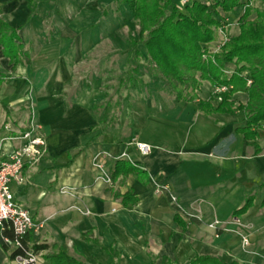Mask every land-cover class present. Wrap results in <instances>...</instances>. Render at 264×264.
Masks as SVG:
<instances>
[{
    "label": "crops",
    "instance_id": "1",
    "mask_svg": "<svg viewBox=\"0 0 264 264\" xmlns=\"http://www.w3.org/2000/svg\"><path fill=\"white\" fill-rule=\"evenodd\" d=\"M132 18L123 0H0V21L23 53L19 63L0 57V161L31 108L46 142L45 156L10 184L40 226L30 245L56 247L37 252V264L60 247L83 264H264V130L247 140L243 112L205 114L157 80L106 99L100 79L115 57L99 47L125 50L126 64L130 39L116 34ZM212 88L201 84L198 99L218 103ZM234 217L251 226L246 248L208 227ZM9 255L0 244V264H18Z\"/></svg>",
    "mask_w": 264,
    "mask_h": 264
},
{
    "label": "trees",
    "instance_id": "2",
    "mask_svg": "<svg viewBox=\"0 0 264 264\" xmlns=\"http://www.w3.org/2000/svg\"><path fill=\"white\" fill-rule=\"evenodd\" d=\"M264 3V0H261ZM139 26L137 40L130 39L127 53V68L119 85L129 82V88L141 83L143 75L138 65L144 60L149 64L150 76L164 83V89L171 86L170 94L175 101L194 102L198 100L199 109L205 114L243 112L245 126L238 132L247 140H255L258 130H264V11L252 6L245 7L237 20L239 33L229 37L218 53H212L207 45L212 43L223 22L221 13L228 14L242 6V0H192L185 7L177 0H123ZM177 2V3H176ZM179 8L185 9V13ZM12 31L0 21V57L21 62V47L14 43ZM144 49V53L140 50ZM226 64L235 66L231 75L224 68ZM227 74V75H226ZM208 82L213 88L225 87L218 103L199 100L196 93L202 82ZM143 84V83H142ZM169 88V87H168ZM236 93L247 96L245 105L235 106L232 97ZM216 105V107L212 106ZM259 152V150H258ZM111 179V178H110ZM251 199H248L244 210ZM11 237L10 232L5 233ZM1 247L9 252L14 260L18 254L12 251L0 239ZM37 253L56 247L34 245ZM46 264H83L67 254L60 247L45 258ZM109 264H113L112 260ZM160 264H177L163 260ZM189 264H226L215 257L196 256ZM235 264V263H231Z\"/></svg>",
    "mask_w": 264,
    "mask_h": 264
},
{
    "label": "built area",
    "instance_id": "3",
    "mask_svg": "<svg viewBox=\"0 0 264 264\" xmlns=\"http://www.w3.org/2000/svg\"><path fill=\"white\" fill-rule=\"evenodd\" d=\"M177 2L179 6L185 7L190 5L192 0H177ZM250 2L251 0H242V11L251 4ZM225 27L223 25L219 29L223 37L221 46L229 39ZM225 90V87H217L215 95L218 96ZM30 111L27 130L20 132L17 137L11 138L17 140L18 145L0 161V239L8 248L18 252L14 258L18 264H37L39 260L38 254L28 242V237L37 234L40 226L32 221L30 214L24 208L15 203L10 190L11 183L22 181L24 166L37 164L46 154L45 139L39 134L41 126L34 121L32 108ZM136 146L143 155H147L150 151L146 144L138 143ZM208 227L214 231L235 233L240 237L243 248L249 246L248 233L251 226L243 223L238 217L226 222L214 220ZM6 232H10L11 237L6 236Z\"/></svg>",
    "mask_w": 264,
    "mask_h": 264
},
{
    "label": "rangeland",
    "instance_id": "4",
    "mask_svg": "<svg viewBox=\"0 0 264 264\" xmlns=\"http://www.w3.org/2000/svg\"><path fill=\"white\" fill-rule=\"evenodd\" d=\"M177 3V2H176ZM251 6L259 11H264V3H262L261 0H251L250 2ZM107 11L109 10V7L106 9ZM105 10V11H106ZM180 12L185 13V9L179 8ZM238 13L240 14L238 16ZM243 11H242V7H240L238 10H234L231 13L228 14H223L221 13V17H222V23H221V27L223 25H225L226 27V35H229V37L235 36L239 33V29L237 26V20L239 19V17L242 15ZM138 32H139V26L137 21H135L133 18L130 19L129 21H125L124 23H120L118 30H117V37L124 42L125 44H127L128 39L134 38L137 39L138 38ZM223 37L222 34L219 32H217L216 34V38L215 40L208 44L206 47L207 49L212 52V53H218L220 50V47H222L221 41H222ZM99 49L102 50H106L109 51V53L114 55V63H113V68H110L112 72H109V66H107L106 69V73H104L100 79V83H101V88L103 89V94L105 96L106 99H109V96L113 97V100L116 99L117 94H118V89L120 91V89L122 87L124 88H128L130 86L129 82H123L122 85H119V80L121 79V77H123V72L125 70H128V68H126V64L125 61H123V57L126 55L125 54V50H121L120 48L118 49H114L108 45L105 46H100ZM142 50V53H144V49L140 48ZM133 65H138L140 68L141 73L143 74L141 76L142 82L140 83L139 80H135V84L136 86H139L140 84L144 83L145 85H153L155 82H157L156 78H153L150 76V72L148 71L149 68V64L146 61V59L140 61L139 63L135 64L134 62L132 63ZM235 66L233 64H226L225 65V72L228 75H231V73L234 71ZM226 74V75H227ZM104 76V77H103ZM159 84H161L164 87V83L162 82H158ZM203 85V87L208 86V83H206L205 81L201 83ZM169 87V88H168ZM217 88V87H216ZM216 88H212V94L219 99V96H216ZM166 94L169 95L170 92L169 90L171 89V86H167L166 85ZM226 91V90H225ZM224 91V92H225ZM222 92V93H224ZM172 94V93H171ZM170 94V95H171ZM123 97L125 95V92H123L121 90V94ZM173 96V95H171Z\"/></svg>",
    "mask_w": 264,
    "mask_h": 264
}]
</instances>
